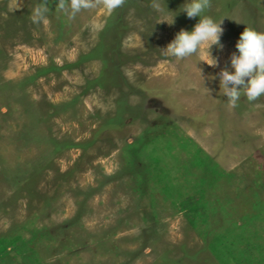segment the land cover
I'll use <instances>...</instances> for the list:
<instances>
[{
    "label": "rangeland",
    "instance_id": "rangeland-1",
    "mask_svg": "<svg viewBox=\"0 0 264 264\" xmlns=\"http://www.w3.org/2000/svg\"><path fill=\"white\" fill-rule=\"evenodd\" d=\"M93 3L0 0V264H264V96L219 87L264 0H210L216 66L164 53L198 18L163 0Z\"/></svg>",
    "mask_w": 264,
    "mask_h": 264
},
{
    "label": "clouds",
    "instance_id": "clouds-1",
    "mask_svg": "<svg viewBox=\"0 0 264 264\" xmlns=\"http://www.w3.org/2000/svg\"><path fill=\"white\" fill-rule=\"evenodd\" d=\"M105 3L111 10L119 7L123 0H105ZM163 4L166 11L174 14L160 22H165L168 25L174 24L178 12H183L189 19L198 18L190 31L182 28L174 35V38L162 49L164 53L183 59L197 53L198 49L203 46L207 51V59L200 61L210 66H216L217 60L210 54V49L212 46L223 47L220 38L224 29L221 26L223 19L217 21L211 16L205 15L210 0H185L177 12L169 11L166 8L165 0H163ZM63 7L62 4L61 8ZM93 7H95L93 0H71L70 17H75L81 9ZM155 7L158 11L160 10L159 4ZM46 11V8H38L33 22L39 23L44 19ZM235 49L236 51L229 57L231 70L225 68L219 73V87L223 88V94L227 97L228 104L233 108L238 106L242 94L250 102L264 96V32L250 26L245 27L239 34ZM197 65L201 77L204 78L202 69Z\"/></svg>",
    "mask_w": 264,
    "mask_h": 264
},
{
    "label": "trees",
    "instance_id": "trees-1",
    "mask_svg": "<svg viewBox=\"0 0 264 264\" xmlns=\"http://www.w3.org/2000/svg\"><path fill=\"white\" fill-rule=\"evenodd\" d=\"M213 184H209V183H205V181L204 180H201V183H199V185L197 186V189H196V194H197V200H196V204H197V206H194V207H192L191 209H189L188 211H187V215H188V220H189V222L191 223V224H193V225H196L197 226V223H198V221H199V219L203 216V213H205L206 212V218H207V220H208V215H207V213H211V211L214 209V206L213 205H211L210 203V205H208L207 203H208V200H207V198L205 199V197H206V194L208 193V192H210V187L212 186ZM208 195V194H207ZM201 196V197H200ZM215 210V209H214ZM264 216V215H263ZM205 218V217H204ZM264 218V217H263ZM205 221H206V219H205ZM209 222V221H208ZM208 227H209V229H210V224H208ZM238 237V241H239V244L241 243L240 242V240H242L241 238L243 237L242 235H238L237 236ZM245 240H247V241H249L250 242V239L249 238H246ZM231 241V240H230ZM233 242L234 241H232V243L230 244L229 243V245H230V249H232V244H233ZM235 243V242H234ZM214 248V247H213ZM245 248H246V250L245 251H249V249L251 248H249V244L248 243H246V245H245ZM244 248V249H245ZM219 251H216V255L218 256V257H220L221 255H225L226 254V251L225 250H223L221 253H218ZM220 255V256H219ZM244 257V256H243ZM221 258V257H220ZM243 259V258H242ZM245 263V262H244Z\"/></svg>",
    "mask_w": 264,
    "mask_h": 264
}]
</instances>
